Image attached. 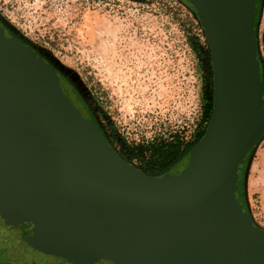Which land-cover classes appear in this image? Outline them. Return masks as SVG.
Listing matches in <instances>:
<instances>
[{"label": "water", "instance_id": "1", "mask_svg": "<svg viewBox=\"0 0 264 264\" xmlns=\"http://www.w3.org/2000/svg\"><path fill=\"white\" fill-rule=\"evenodd\" d=\"M190 1L211 45L215 106L173 177L144 173L87 121L98 135L77 133L56 68L0 29V223L33 264H264V228L239 206L232 169L264 136L257 0ZM232 27L246 40L242 85L224 55Z\"/></svg>", "mask_w": 264, "mask_h": 264}, {"label": "rangeland", "instance_id": "2", "mask_svg": "<svg viewBox=\"0 0 264 264\" xmlns=\"http://www.w3.org/2000/svg\"><path fill=\"white\" fill-rule=\"evenodd\" d=\"M256 2L264 89V0L259 10ZM0 23L58 68L94 129L132 165L167 177L187 166L197 131L206 134L211 123L203 110L207 99L215 103L216 88L210 41L187 0H0ZM174 137L195 146L163 173L135 157L138 145ZM243 155L232 167L235 198L264 228V136ZM0 233L22 248L13 231Z\"/></svg>", "mask_w": 264, "mask_h": 264}, {"label": "flooded vegetation", "instance_id": "3", "mask_svg": "<svg viewBox=\"0 0 264 264\" xmlns=\"http://www.w3.org/2000/svg\"><path fill=\"white\" fill-rule=\"evenodd\" d=\"M253 17H254V23H255V17H256L255 13ZM1 28L5 30L4 36L6 37V39L10 41L11 36H13V34L10 33L9 29L4 24L0 25V29ZM10 43L12 42L10 41ZM13 44H18V43H13ZM19 44H26V43L20 42ZM35 50L37 51L38 57L41 61L50 62L48 59L42 56V53L39 50L37 49ZM50 63L56 68L57 73L60 76L61 91H60V96H59V103L62 105L63 109L66 111L68 119L72 127L74 125L73 129L79 134L97 136L98 134L95 132H89V131H86V128L84 130L80 128V125L84 124V121H87L91 123L92 125L94 124L88 120L89 116L87 117L85 115L83 108L78 103L77 98L73 94L72 90L69 88V86H66V80L64 76L60 73L58 68L52 62ZM101 138L108 145V142L106 141V139L104 137H101ZM0 227H4V228H7L13 231L15 240L18 241L22 245V248L19 249L20 247H17L12 239H9L8 237H5L4 234L0 233V264H33L29 260L28 247L22 244L17 239L15 235V231L10 226L3 225L1 223H0ZM42 264H50V263H42Z\"/></svg>", "mask_w": 264, "mask_h": 264}, {"label": "trees", "instance_id": "4", "mask_svg": "<svg viewBox=\"0 0 264 264\" xmlns=\"http://www.w3.org/2000/svg\"><path fill=\"white\" fill-rule=\"evenodd\" d=\"M188 5L190 6L192 12L195 14L198 21L201 23V26L204 29V33L206 34V30L204 27V24L192 4L190 0H187ZM259 0H258V10H259ZM257 17H255V25H256ZM196 42H191L192 46L194 48H197L199 45L198 38L195 39ZM263 96H264V89L262 88ZM214 98L213 99H207L204 103V110H203V119L204 120H211L212 113L214 110ZM205 132L201 133V130L199 129L196 133L197 135V142L200 141V139L204 136ZM196 142V143H197ZM198 144V143H197ZM196 144V145H197ZM195 144L189 145L188 142H184L181 138L174 137L169 141H163L158 144H151L148 146H141L138 145L136 148V158H139L141 162L146 166L149 171L155 170L157 172L163 173L165 170L169 169L173 164H175L178 160H180L186 152H188L192 147H194ZM132 162V160H130ZM243 170V168H242Z\"/></svg>", "mask_w": 264, "mask_h": 264}, {"label": "bare ground", "instance_id": "5", "mask_svg": "<svg viewBox=\"0 0 264 264\" xmlns=\"http://www.w3.org/2000/svg\"><path fill=\"white\" fill-rule=\"evenodd\" d=\"M242 33L243 29L240 32L239 28L236 30L232 27L227 30L226 53L224 54L229 73L232 75L234 81L241 85L246 81L244 58L246 40L243 39Z\"/></svg>", "mask_w": 264, "mask_h": 264}]
</instances>
